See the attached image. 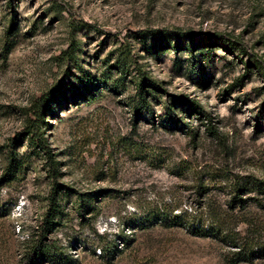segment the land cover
<instances>
[{
	"label": "rangeland",
	"instance_id": "374dc122",
	"mask_svg": "<svg viewBox=\"0 0 264 264\" xmlns=\"http://www.w3.org/2000/svg\"><path fill=\"white\" fill-rule=\"evenodd\" d=\"M146 29L169 43L146 53ZM72 42L74 59L64 54ZM123 47L141 55L162 99L185 95L207 114L176 111L187 133L161 123L158 101L136 118L130 75L54 103L42 130L62 215L48 242L80 264H107L94 256L98 235L117 248L108 264H264V0H0V255L37 230L52 181L26 139L12 143L18 164L3 180L7 144L58 81L115 79L109 65ZM160 209L189 223L140 225ZM215 214L228 219L227 236L192 230Z\"/></svg>",
	"mask_w": 264,
	"mask_h": 264
},
{
	"label": "trees",
	"instance_id": "16d2710c",
	"mask_svg": "<svg viewBox=\"0 0 264 264\" xmlns=\"http://www.w3.org/2000/svg\"><path fill=\"white\" fill-rule=\"evenodd\" d=\"M143 32L150 33V43L145 50L146 53L151 54L157 46L168 42L165 32L159 30H142ZM193 39H190L184 46L189 52L195 49ZM75 43L72 42L71 49L65 50L64 54L71 59H74ZM177 49L179 43L173 44ZM141 55L137 54L135 57L130 56L129 48L123 47L119 54L109 65V68H113L112 73L116 74V78L112 79L109 83L107 80H98L92 74L87 73L82 78H77L74 82V78L69 82L66 88L63 87L60 81L55 83L48 91L43 93L39 98V104L35 108H30L31 116H26L23 129L21 133L15 134L11 142L7 144L9 149V158L7 164L2 172L1 178L3 180L10 178L13 175V171L17 168L15 159L12 157V143L18 139H26L30 144H33L37 149L44 154L46 165L48 166L49 175L52 177L50 188L46 195V207L42 214L40 224L37 226V230L33 235L28 236L23 241L24 248H4L3 254L0 255V264H80V261L74 259L73 254L67 248H61L57 244L48 242V233L52 232L61 223L62 209L59 202V197L62 189L55 176L57 174V161L53 159V154L50 148L46 145L45 138L43 136L42 126L45 123V117L48 112L51 111L53 104L57 101L65 98L71 100L85 99L89 97L91 93L99 89L98 83L102 85L106 84L109 89L118 87L121 80L125 79L127 75H130V82L133 85L134 94L132 95L130 105L133 108V115L137 118L143 116V114L151 112L152 101H158L162 105L164 110L161 123H165L169 129H179L182 132L187 133V124L181 119L177 118V112L181 111L185 113V117L192 113L205 116L207 113L201 110L197 104L189 99L185 95L177 97L162 99L160 94V81L152 77L144 68L141 62ZM247 66L249 62H246ZM260 66L259 63H256ZM263 74H264V68ZM132 70L131 74L129 71ZM97 80L99 82H97ZM76 83V84H75ZM108 83V84H107ZM209 133L216 135V130L213 126L207 127ZM190 135H194V132H190ZM241 188L233 187L232 201L238 199L240 206H243V199L240 198L239 192ZM79 211H82L84 204L79 201L77 205ZM209 225H204V218L199 216L193 220L192 230L200 233L211 235H225L229 234L228 219L219 214L210 215L207 217ZM137 222H140L138 220ZM160 223L162 225H181L188 224L185 216L175 215L170 217L166 210H156L154 213H146L141 218L140 225H147V223ZM242 222L248 223L246 220ZM139 225V224H138ZM104 236L98 235V239L102 242L100 248V254L96 256L98 262L109 263L112 256L117 251L114 244L105 242Z\"/></svg>",
	"mask_w": 264,
	"mask_h": 264
},
{
	"label": "built area",
	"instance_id": "2783aa9c",
	"mask_svg": "<svg viewBox=\"0 0 264 264\" xmlns=\"http://www.w3.org/2000/svg\"><path fill=\"white\" fill-rule=\"evenodd\" d=\"M20 229V227L19 226H17L16 227V230L18 231ZM97 253H99L100 254V249H98V252Z\"/></svg>",
	"mask_w": 264,
	"mask_h": 264
}]
</instances>
